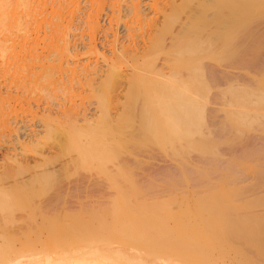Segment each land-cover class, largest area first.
I'll list each match as a JSON object with an SVG mask.
<instances>
[{"label":"rangeland","instance_id":"obj_1","mask_svg":"<svg viewBox=\"0 0 264 264\" xmlns=\"http://www.w3.org/2000/svg\"><path fill=\"white\" fill-rule=\"evenodd\" d=\"M32 1L25 0L26 4L24 3V1L19 0L0 1V47L2 46L4 49L6 48L5 50H8L5 51V53L0 52V205L3 206V209L0 208V230H2L0 231V244H2L4 248L1 245L0 247H2V249H5V247L7 248L8 245L10 246L11 242L12 246L14 243V241H12L14 239L13 235H15V238H17L18 240L19 237H17V234L20 230L19 227H25L26 223L27 225L30 224L29 226H31L32 224H35L33 221L36 220V223L41 224L43 219L42 212L40 211H43L44 208H47V206H50V204L51 207L55 208L56 213L52 215H57V217H59V223L61 222L62 225L71 223L72 221H70V218L71 220L75 221V229L72 228L74 230V236L70 239L71 243L67 247L72 248L73 250L82 247L84 251H87L89 250V245L91 243L97 244L100 243L101 238L105 239V234L107 236V231L111 226H113L111 210L115 206L114 201L117 200L116 198L119 197V194L122 192V190H124L125 192L130 191L133 197L137 195L138 199L135 198L134 201L136 200L138 202L142 201L146 203L147 200V205L149 206V202L151 200H154L156 202L160 198V201L165 200L163 201V203H167L168 201L169 205L164 203L165 205L169 206H167L169 211L166 209V212H170V215L173 213L179 215L180 211L177 209L179 208V204H182L180 203V199H184V192L187 193L189 190H194L195 188L196 190L208 188L213 192H217L221 188H224L227 194L223 195L221 193H213L211 194V196H209V198H215L214 200L216 202V205L218 200H222V203L218 204L222 206L221 209L223 211V214L225 213V217L229 218L228 216H230L232 218L236 217L241 219V217L244 218L247 215H255L262 218V223L255 224L253 222L252 224L249 222H245L244 224H241L238 222L237 224L231 222L232 225L229 223L227 224L228 227H226L228 233V237H226V240L225 237H221V239L217 241L224 242L225 240V244H228V246L231 245L230 248L232 249L236 245L238 248L240 246V248L244 250L249 257H251L250 260L253 259V262L255 261L254 264H264V120L262 121V123L258 122V125H256L257 123L255 122L253 124H249L248 126L247 124H243V126L240 125L241 122L238 123L239 120L237 117L239 116L240 112L242 113V111L243 114L245 113L244 111H246L253 114L254 116L256 115V113L259 114V112H262L261 114H264V104H262L261 102L257 104V99H253V95H251L253 94V92H255V97L258 98V96H260V93L264 91V0H232L233 2H231L230 0H221V2L220 0L218 2L217 0L216 2L215 0H209V2H207L206 0V5H202L200 4V2L192 1V3L188 1L186 3H192L191 5L193 6V8L190 7L191 10L197 8L195 6L197 3L200 4V6L204 7V12H202L201 14L197 15V13H199L203 8L199 7L198 4L197 6L198 9L200 8V10L198 11V9H196L195 12L194 9L192 11L196 13L194 14L197 15L196 17L202 15L201 18L199 17L198 19H196V17L194 16V18L198 20V22L196 20L194 21L195 23L193 22V24H195L196 30L194 29L195 27L192 24V20H194L192 17L193 13L188 8L190 6V3L189 6L187 5L188 9L184 8L186 6V3L183 4L184 10L179 12V15L184 16V18L181 16L178 17V15L177 18H175L176 15H172V17H167L166 15L165 20V17H163L165 16V14L164 12H162V10H159L161 12H154V7L150 5L151 0H143L142 2L140 0V2L143 3L141 4V7L143 8L144 6L145 9L147 8L144 13H147L148 17L147 20H142L144 22H142L141 20L138 21L137 19H133L135 25L134 23H132V20H130L131 24H128V27H132L129 29L131 32L129 35H132L133 31V37L131 36V38L128 35L129 32L125 30V27L127 26V24L125 23L126 20H116L114 19L116 17H114L110 13L112 12V4H116V6L114 7H117L121 4L125 5L128 4L125 3L126 0L123 3L121 2V4H118L115 0H113L114 3L111 4L110 1L112 2V0H81L80 2L81 4H83L79 13L80 15L78 14V16L76 14L73 15V17L71 15L73 14L71 13L72 10H69V8H71L70 5H67L69 7H66V10H64L66 12L70 11V16L68 15V12L67 14L63 10H60L62 9V7L59 0L58 1L60 4L56 0H48L49 2L47 0ZM163 2L165 3L167 1L163 0ZM194 3L195 5H193ZM179 4L182 3L180 2ZM224 4L227 5L225 6ZM209 6H212L213 9ZM99 8L101 9L99 10ZM166 8H170L168 10L169 12L174 7L171 5V3H168V7L166 6ZM58 10L60 11L58 12ZM188 10L189 12H191L190 15H188ZM61 11H63L64 14ZM184 11L186 12L187 16L182 15ZM97 12L99 16L96 15ZM60 13H62L63 16H66L63 17ZM158 13L161 14L159 15ZM91 15H93L95 18ZM189 16L190 18L192 17L191 20H188ZM173 17L176 19V21H178H174L172 19ZM185 17H187L188 19ZM180 18L181 21L179 20ZM96 19L100 20L97 21L98 23H100L99 25H101V27L92 29V21H96ZM167 19L172 20V23L175 24L172 25L171 23V26L169 22L166 23L168 21ZM184 19H186L187 21H184ZM182 21H184L185 23H182ZM188 21L191 24L188 25L190 26L189 29L186 23ZM150 22L154 23V25H157L158 27L160 26L159 28L163 29V31L165 30V33H162V35L156 34L157 38L155 37L156 39H158V42L156 41L157 44H154L155 47L158 46L159 49H156L157 51L155 50L156 53L151 50V52L148 53V56H146L145 54L147 59H145L146 57L144 58V55V59L139 57L140 60L138 61L140 63L131 60L128 61L127 64L125 63L126 65H123V61L122 64L120 62L122 68H119L121 71H118L119 73L116 74H120L118 78L115 75L114 78L117 79H115L114 82H111L113 80H111L110 78L106 81L104 77L107 75V70H110L108 69L110 66L107 65V63L109 64V60L115 58L118 55L119 47L121 48V46L126 43L127 45L125 44V46L132 47L136 45L132 48H137V44H139L138 47L140 49L141 45L147 44L146 41H148V38H154L153 36L155 34H151V31L154 28L153 26H149L151 25ZM196 22L198 25H196ZM88 23L92 25L90 26ZM123 23H125L126 26ZM162 24H164L165 26ZM179 24L181 27L182 24L185 28L187 27L186 29L189 32H187L186 29L182 27L186 32L183 31L181 33L180 31V33L178 34L179 31L177 32V29L179 27ZM173 26L174 28L175 26H177L175 28V31L177 32V35H179V37H176L177 35L173 30ZM216 26H220L221 29L219 28V30L221 31L217 32ZM165 27L167 28V30ZM169 27L170 29H172L169 30ZM200 27L203 30H201ZM204 27L207 30L204 29ZM214 27H216V29L212 30ZM144 28H146V30H144ZM59 31H61V33L67 32L68 38H71L69 40L71 42V47L75 46V50H79L78 59L76 58L78 61L74 62V60H70L69 64L67 62L61 63L60 61H58L59 59L57 58H59V55L56 54L57 52H55L53 49L56 47L54 46L56 44H54L55 39L53 37H57V34L60 33ZM91 35L93 38L91 37ZM127 35L129 39H126L128 38ZM173 35H175L176 38H174ZM159 37H162L164 40L162 38L159 40ZM184 39L185 41L183 43L185 44L180 45V47L186 45V43H189V41H191L192 43L187 44L189 48H186L188 46H183L184 49H189V52L185 49L184 51L187 52L185 53L183 51V53L182 47V54L180 52H178V54V41L180 42ZM119 40L123 41L120 42ZM116 41L117 43H115ZM129 41H132V45ZM151 41L152 40L148 41L147 45H149V42L151 44ZM169 41H176L174 42L175 45L172 42L173 44L171 46H174L170 47L169 49H175L176 52L174 54L175 56L173 55V58H175L172 59L173 63L170 61L167 62L169 54L167 53L168 50L166 49V47L170 46ZM158 43H160V46ZM116 44H118V46H116ZM166 44L168 45L166 46ZM92 45L94 46L93 50H91ZM95 45L101 46L96 49ZM198 45L200 46V48L198 47ZM114 46H116V49H114ZM145 46L146 45H144V47ZM142 47L143 46H141V49ZM195 47L197 49L196 51H198L197 53L195 51ZM51 48L53 49L52 51ZM112 50H117V55L113 53ZM97 51L101 52L99 54H96ZM104 55H106V59L103 58ZM103 60L106 62H104ZM54 61L56 63V66L54 65L55 63H53ZM50 63H52L51 67ZM80 63L83 66L87 64L90 67H93L94 69L91 68V70L93 71H96V66H98L97 69L100 72L98 70L97 71L102 74V77L94 75L92 73L95 72H92L91 74L93 76V80L90 78V81H88V79L86 81L85 79H83L85 74L81 75V73H78L79 76L75 77V81V78H72L73 74L71 73H75V71L79 70L80 66L78 65H80ZM164 63L167 65L168 63L171 64L165 66ZM214 65L215 69L221 68L219 72L222 70L220 72V76L218 74L219 79L217 77H210L211 75H209V73L206 74L204 72L205 70L206 72H208ZM74 66L78 69L76 68L74 70ZM83 66H81L80 70H82ZM191 66L194 67L192 70L194 74L198 73L199 71V74L197 75L200 76L201 73L202 76L205 77V79L200 76L199 78H201L202 80H198V78H196L197 80H187L186 82L183 81L174 84L175 81H172V79H168L165 76L163 77V75L166 74L167 76L172 75L174 71V75L176 73L180 74L177 75L179 76V78L182 75L184 76L185 74L186 77L188 72H190ZM198 66L202 68H199L198 70ZM46 68H48L49 71H46ZM200 69L203 70V72ZM161 71L163 75L161 74ZM120 72H122L123 75ZM136 72L139 74V77H137ZM227 73L229 74V76ZM230 73L232 74L230 75ZM140 74H142V76H140ZM222 74L223 78H221ZM224 74L226 76H224ZM77 77H81V81L80 78L78 79ZM95 77L96 79L94 80ZM174 77L176 78V75ZM208 77L212 79H209ZM228 77L231 79H229ZM100 79L103 80V82ZM180 86H184L186 88H181ZM180 88L184 90L186 89L185 92H179L181 90ZM177 89L178 93L175 92ZM186 91L189 92V95H187ZM246 91L249 93L252 92L250 93L251 97H249V94V96L246 95ZM174 93L177 97L174 96ZM181 93H183V95ZM240 93H243L244 96H248L249 98L247 97L248 99H246L245 97V99H243L242 95H238ZM177 94L184 96L185 100L187 98V102L194 101L191 103H194L199 107L203 106L201 109L204 110V121L202 120L201 123V132L200 130L198 132L195 128L198 134L193 133V138L188 135V137L190 136V139L184 138L187 137L185 130L183 131L185 135L182 133L184 137L182 134H180L183 125L182 127H180L181 125H176L177 123L173 122V119L171 117L172 115H169L170 113H172L170 110L172 108V102L173 105H175L174 103H177L178 101ZM190 94L194 96V99H190L193 98V96L190 97ZM170 97L174 99H171ZM175 97L177 98L176 101H174ZM165 103H167L168 105ZM248 104L250 105L248 106ZM162 106H165L167 108ZM256 106L257 108H255ZM70 109L72 111L71 116L74 112V114H77V116H75V118L74 116L73 118L70 117L69 120L68 117L70 116V111H67L65 113V110ZM3 117L8 119L7 124L9 125V127L3 124L4 122H2V120L5 119ZM76 117L80 119L77 118L76 121ZM169 120H172V122H170ZM108 127H110L111 130ZM172 127H174V129H172ZM176 127L180 130H177ZM171 129L173 130V134L176 133L179 137H177L176 135H174L175 137H173V135L171 134ZM183 129H185V126ZM21 134L22 138L19 137L21 136ZM168 134H171L172 136ZM17 136L20 140H18ZM24 137H26V139ZM166 137H168L169 139ZM176 137L178 140L175 139ZM180 137H183L185 140L182 138L179 139ZM244 138L246 139V141ZM193 139L197 140L198 142L194 141ZM206 139L209 143L205 141ZM193 142L198 143H196L197 146L194 145V147H197L196 149L190 148L188 146H193ZM212 145L214 146L212 147ZM200 146L203 148L205 147L206 149H210V147L213 149L215 147V149H217L216 151L219 152L218 154H216L217 152H214L215 155L213 154L212 156L211 152H206L205 148L204 150L206 153L203 151V148V152H201V148H199ZM208 146L209 148H207ZM231 147L232 149H230ZM184 148L185 151H183ZM186 148L188 150H186ZM177 149L180 150V154L184 153V156L187 155L190 158V156L192 155L190 161L188 157L179 155V152L177 153ZM231 152L234 153L232 154ZM14 156H16L17 158L19 157L18 159H20V161L22 162V170L20 168V170L16 168L14 163L12 164L10 159ZM193 156L194 158L196 157L199 159L202 158V156V159H205L207 157L208 160L201 159L203 162H199L200 160L193 159ZM216 158L219 159V161L221 158V163L219 162L218 164ZM168 160H170L171 163ZM192 160H195L193 161L194 163H192ZM166 163L167 165H172L165 166ZM154 164H157V167ZM161 164L162 166H160ZM195 164L201 166V168H199L202 169L200 174H207L205 176L210 175V177H207V179H205V176H202L204 177L202 181L205 180L204 182H206V184L204 182L198 183L199 181L196 180L199 179H193L194 177H191L196 175H199V177L201 176L200 174L191 175L192 171L190 167L191 165L196 166ZM206 164H209L210 166H207ZM159 166L162 168H160ZM149 167H151V170L148 169ZM186 167H188L189 169H186ZM166 168H168L167 170L170 169V172L168 174H166L165 172ZM157 169L161 170L158 171ZM214 169L216 172L214 171ZM175 170L176 172H174ZM170 173L174 174L171 175ZM169 174L170 176L167 177V175ZM211 174L214 175L211 176ZM159 175L160 179H158ZM151 177L153 178V180ZM193 180H195L194 183L196 185L191 182ZM207 180H209V182ZM153 181L156 183L158 182V184L154 183ZM165 181L169 182L165 183ZM197 183L200 186H198ZM251 184H253V186ZM116 185L118 186V188ZM124 185L126 187H124ZM75 186H77L78 188ZM127 187L129 191H127ZM120 188L122 189L120 190ZM5 192H7V199L4 195ZM143 193L145 195H143ZM215 194L218 198H216ZM231 195H239V197L235 196L233 198L231 197ZM140 196L141 199H139ZM142 196H146L147 198L145 197L142 199ZM178 196L179 198L181 197L179 199L180 201H178ZM130 197L133 199L132 196ZM201 197L204 198V196ZM1 198L4 200H2ZM114 198L115 200H113ZM231 198H233L234 200ZM174 199H176V201H174ZM3 201L6 202L2 205ZM229 201L238 203L236 204L238 209L236 208V206L230 203L232 205V211ZM6 203H9V206ZM144 203L143 205H145ZM154 204L156 205V203ZM151 205L152 206H148L146 208H148L150 211H153L151 210L154 208L153 201L151 202ZM42 208L43 210H41ZM234 211L235 214L231 215V213H233ZM69 212L72 213V217L70 216ZM177 212H179V214H177ZM240 213L244 216H241ZM30 215L32 216V218ZM53 217L54 216L50 218L55 220L56 217ZM20 218L22 220L24 219L25 222ZM10 219L12 221L14 220V222H12ZM57 219L55 222H57ZM15 220H19V222H15ZM16 223L17 225H15ZM20 224L24 225L20 226ZM14 226L17 227L14 228ZM12 228H14V230L18 228V231H15L17 232L16 234L15 232H13L14 234H10L13 231ZM9 229H11L12 231H9ZM181 230H183V227ZM1 232L4 236H2ZM20 232L21 230L19 231V234ZM25 232H27V230ZM252 232L255 234H253ZM7 235L9 236L7 237ZM11 235L12 237H10ZM56 235H58V233L54 232V239H51L52 241H50L52 244L58 242V238L55 237ZM247 235L249 236L247 237ZM257 239L259 240V242L257 241ZM14 240L16 241V239ZM253 240H255L256 244L259 246L258 251L255 249L253 250V247L251 248L249 245V242ZM108 250L109 252L124 251V249L116 241ZM227 256L229 257V255ZM228 257L225 259V261H229ZM223 260L224 259H222V261Z\"/></svg>","mask_w":264,"mask_h":264},{"label":"bare ground","instance_id":"obj_2","mask_svg":"<svg viewBox=\"0 0 264 264\" xmlns=\"http://www.w3.org/2000/svg\"><path fill=\"white\" fill-rule=\"evenodd\" d=\"M0 1H3V0H0ZM19 1H24V3L26 4V2H25V0H19ZM28 1V0H27ZM30 1V0H29ZM32 1V0H31ZM37 1V0H36ZM42 1V0H41ZM40 1V2H41ZM48 1V0H47ZM56 1H58V0H56ZM60 2H61V7H62V9H60V10H66V7L68 8L69 6H67V5H70L71 6V8H69V10L71 9L72 10V12L71 13H73V14H71V13H69L68 11V13L66 12V11H64V12H66L69 16H70V14L72 15V17H73V15H78L79 13H80V10H81V6H82V4H81V0H59ZM59 1H58V3H59ZM82 1H84V0H82ZM118 4L120 3L121 4V2L123 3L125 0H115ZM126 1H128V2H126ZM125 1V3H128V4H125V5H123V4H121V5H123V6H121V5H118L117 7H114V6H116V4L113 2V0H112V2L110 1V4L111 3H114V4H112L113 6H111L110 8H111V11L112 12H110L114 17H116V18H114V19H116V20H119V21H125V23L127 24V26H126V24L125 23H123V24H125V30L127 31V32H129L128 33V35L131 33L130 32V28H132V27H128V24H131L130 23V20H132V23H134L133 22V19H137L138 21H142V20H147V17H148V15H147V13H144V11L147 9H145V7L143 6V8L141 7V4H143V3H141L143 0H141V2H140V0H126ZM165 1H167V2H163V0H151V6L152 7H154V9H155V11L154 12H156V11H159V10H162V12H164V14H165V16H163V17H165L164 19L166 20V15H167V17H172V15L174 16V15H176V17L175 18H177V15H178V17L179 16H181V15H179V12H181L182 10H184V8H187L188 6H189V3L190 2H200V4H204V5H206L207 4V2H209V0H207V2H206V0H201L202 1V3H201V1L199 0H196V1H194V0H181V1H177V0H165ZM185 1V2H184ZM188 1H190L189 3H186V2H188ZM219 0H217V2H218ZM231 2H233L232 0H230ZM235 1H237V0H235ZM33 2V1H32ZM39 2V1H38ZM49 2V1H48ZM102 2V1H101ZM109 2V1H108ZM182 3V4H179V3ZM192 2V3H193ZM205 2V3H204ZM213 2V1H212ZM215 2H216V0H215ZM220 2H221V0H220ZM224 2V1H223ZM147 3V2H146ZM168 3L170 4L171 3V5L174 7V8H172L169 12H168V10L170 9H167L166 8V6L168 7ZM186 3V4H185ZM192 3H190V6L188 7L189 9H190V7H192L193 8V6L191 5ZM228 3V2H227ZM239 3V2H238ZM24 4V5H25ZM55 4V3H54ZM60 4V3H59ZM183 4H185L186 6L184 7V5ZM198 4V3H197ZM197 4L195 5V3L193 4V5H195L197 8L196 9H198V6H197ZM200 4H198L199 5V7H203V6H200ZM216 4H218V3H216ZM237 4V3H236ZM240 4V3H239ZM252 4H254V3H252ZM94 5V4H93ZM176 5V6H175ZM188 5V6H187ZM214 5H215V3H214ZM225 6L227 5V4H224ZM230 5V4H229ZM238 5V4H237ZM219 6V5H218ZM218 6H216V7H218ZM224 6V7H225ZM232 6V5H231ZM60 7V8H61ZM101 7V6H100ZM118 7H119V9H118ZM169 7H170V5H169ZM184 7V8H183ZM209 7H211L212 9H213V7L212 6H209ZM208 7V8H209ZM222 7V6H221ZM236 7V6H235ZM234 7V8H235ZM241 7V6H240ZM242 7H243V4H242ZM102 8V7H101ZM101 8H99V10L101 9ZM187 8V9H188ZM207 8V9H208ZM210 8V9H211ZM59 9V8H58ZM153 9V8H152ZM167 9V10H166ZM187 9H186V12H187ZM195 9V8H194ZM193 9V10H194ZM196 9L194 10L195 12H196ZM232 9V8H231ZM238 9V8H237ZM236 9V10H237ZM241 9V8H240ZM243 9V8H242ZM53 10V9H52ZM60 10H58V12L60 11ZM97 10H98V8H97ZM193 10H191L190 9V11L192 12ZM200 10V8L198 9V11ZM203 10V11H202ZM54 11V10H53ZM63 11H61L63 14H64V12ZM208 11V10H207ZM38 12V11H37ZM82 12V11H81ZM159 12H161V11H159ZM177 14H176V13ZM185 12V11H184ZM184 12H183V14L182 15H185V16H187V14H186V12H185V14H184ZM188 12H189V10H188ZM191 12H189L188 13V15H190V13ZM202 12H204V7L201 9V11L199 12V13H197V15L198 14H201ZM40 13H42V12H40ZM62 13H60L61 14V16H63L62 15ZM65 13V14H66ZM175 13V14H174ZM193 13V15H192V17H193V19L194 20H192V24H193V22L196 20V19H198L199 17L201 18V16H199V17H196L197 15H194V14H196V13H194V12H192ZM159 14V13H158ZM161 14V13H160ZM159 14V15H160ZM170 14H171V16H170ZM208 14V13H207ZM46 15V14H45ZM59 15V14H58ZM80 15V14H79ZM78 15V16H79ZM94 15V14H93ZM93 15H91L92 17H94ZM96 15H98V12H97V14ZM108 15V14H107ZM54 16H55V14H54ZM60 16V17H61ZM64 16H66V15H64ZM63 16V17H64ZM99 16V15H98ZM194 16L196 17V19L194 18ZM77 17V16H76ZM157 17H158V15H157ZM181 17H183L184 18V16H181ZM192 17L190 18V16H189V19L187 18V17H185V18H187L188 20H191L192 19ZM208 17V16H207ZM95 18V17H94ZM98 18V17H97ZM113 18V17H112ZM174 17L172 18L174 21H176V19H175ZM70 19H71V17H70ZM90 19H91V17H90ZM89 19V20H90ZM162 19V18H161ZM171 19V18H170ZM170 19H167L168 21L166 22V23H170V25H171V23H172V20H170ZM204 19V18H203ZM206 19V18H205ZM88 20V21H89ZM93 20H95V19H93ZM98 19H96V21H92V22H90V23H92L90 26H91V28L92 29H94V28H100L101 27V25H99L100 23H98V21H100V20H98ZM144 20V21H145ZM164 20V21H165ZM180 21H181V18L179 19ZM87 21V22H88ZM91 21V20H90ZM144 21H142V22H144ZM178 21V20H177ZM176 21V22H177ZM184 21H187L186 19H184ZM184 21H182V23L184 22ZM197 22H198V20H196ZM189 22V21H188ZM188 22H186L187 23V26L188 25H191L190 24V22L188 23ZM197 22H196V25H198L197 24ZM203 22V21H202ZM205 22V21H204ZM66 23V22H65ZM121 23V22H120ZM146 23V22H145ZM145 23H144V25H145ZM181 23V22H180ZM185 23V22H184ZM195 23V22H194ZM63 24V23H62ZM150 24L151 25H149V26H153V28L154 29H152V31H151V34L153 35V34H161L162 35V33H165L164 31H163V29H160L157 25H154V23H152V22H150ZM165 24V23H164ZM164 24H162V25H164ZM173 24H175V23H172V25ZM59 25V24H58ZM57 25V26H58ZM134 25H135V23H134ZM133 25V26H134ZM168 25V24H167ZM171 25V26H172ZM186 25V24H185ZM194 25V27H195V24H193ZM200 25V24H199ZM202 25H203V23H202ZM219 25V24H218ZM68 26V25H67ZM130 26V25H129ZM132 26V25H131ZM148 26V27H149ZM165 26V25H164ZM164 26H162V27H164ZM170 26V27H171ZM205 26V25H204ZM64 27H66V26H64ZM145 27H146V25H145ZM170 27H169V30H171L170 29ZM177 26H175V28H176ZM179 27H181L180 26V24H179ZM178 27V29H177V32H178V34L180 33V31H181V33L183 32V31H185L184 29H186L184 26H183V24H182V27H184V29L181 27V28H179ZM206 27V26H205ZM204 27V29H206ZM217 27V32L218 31H221V30H219V28H220V26H216ZM216 27H214L212 30H214V29H216ZM68 28V27H67ZM123 28H124V25H123ZM143 28V27H142ZM166 28V27H165ZM164 28V29H165ZM173 28H174V26H173ZM175 28L173 29L174 31H175ZM190 28V26H188V29ZM191 28H192V26H191ZM201 28V27H200ZM227 28H229V27H227ZM65 29V28H64ZM195 30H196V27L194 28ZM221 29V28H220ZM95 30H97V29H95ZM132 30V29H131ZM144 30H146V28H144ZM149 30V29H148ZM166 30H167V28H166ZM192 30V29H191ZM201 30H203L202 28H201ZM207 30V29H206ZM232 30H234V29H232ZM186 31L187 32H189L187 29H186ZM185 31V32H186ZM60 33H58L57 34V37L55 38V37H53L55 40H54V44H56V45H54V46H56L55 48H53L54 49V51L55 52H57L56 54H58L59 56V58H57V59H59L58 61H60L61 63H64V62H67L68 64H69V61L70 60H74V62L75 61H78L77 59H78V51L79 50H75L76 49V47L74 46V45H72V46H74V47H71V42L69 41L70 39L68 38V36H67V32L65 33V32H63V33H61V31H59ZM93 32V31H92ZM96 32V31H95ZM124 32V31H123ZM159 32V33H158ZM176 32V31H175ZM177 32H176V35H177ZM198 32H200V31H198ZM93 34V33H92ZM120 34V33H119ZM135 34V33H134ZM150 34V35H151ZM167 34V33H166ZM174 34V33H173ZM185 34V33H184ZM55 35V34H54ZM128 35H127V37H128ZM151 35V36H152ZM153 36L154 38L156 37L157 38V35L156 36ZM165 35V34H164ZM187 35V34H186ZM185 35V36H186ZM189 35H190V33H189ZM131 36L133 37V31H132V35H129V37L131 38ZM192 36V35H191ZM190 36V37H191ZM91 37H92V35H91ZM126 37V36H125ZM124 37V38H125ZM129 37L128 38H126V39H129ZM164 37V36H163ZM173 37L174 38H176V37H179V35H177L176 37H175V35H173ZM50 38V37H49ZM93 38V37H92ZM151 38V37H150ZM150 38H148V41H150V40H152L151 41V44H150V42H149V45H147L148 44V41H146L147 42V44H144V45H146L145 47H144V45H141V46H143L142 47V49H141V46H140V49H139V47H138V45L139 44H137V48H132V47H135L136 45H134V46H132V47H128V46H125V44L126 43H122L123 45L121 46V48L119 47V53H118V55H117V53H116V51L114 52L113 50H112V52L113 53H115L117 56L115 57V58H112L111 60H109L110 59V57H109V59H107V60H109V64L107 63V65H109L110 67L108 68V69H110L109 71L107 70V72H106V76L104 77L105 79H106V81H107V79L109 80V78L111 79V80H113V81H111V82H114V80L115 79H117L118 78V76L120 75H116L117 73H119L118 71H121L120 69L122 68V61H123V65L126 63L127 64V62L128 61H131V60H133V61H137V62H139L138 60H140L139 59V57H141V58H143V55H144V58L146 57V56H148V53H150L151 52V50L153 51V52H155V50L156 49H159L158 48V46L157 47H155V44L154 43H156L157 44V42H158V39H154V38H152V39H150ZM162 37H159V40L161 39ZM185 38H187V37H185ZM126 39H124V40H126ZM138 39V38H137ZM150 39V40H149ZM163 39V38H162ZM178 39V38H177ZM180 39V38H179ZM182 39V38H181ZM132 40V39H131ZM133 40H134V38H133ZM164 40V39H163ZM172 40V39H171ZM187 40V39H186ZM201 40H203V39H201ZM120 41V40H119ZM118 41V42H119ZM121 41H123V40H121ZM120 41V42H121ZM144 41V40H143ZM157 41V42H156ZM177 41V40H176ZM176 41H174V42H176ZM185 41V39L184 40H181L180 42H182V43H180L179 41H178V47L180 48H178L177 49V53L178 52H180L181 53V50H182V47L184 46H188L187 44H189V43H192L191 41H189V43H186V45H183L182 47H180V45H182V44H185V43H183ZM205 41V40H204ZM120 42H119V44H120ZM130 42V41H129ZM132 42V41H131ZM131 42H130V44H131ZM164 42V41H163ZM170 42V46H168V47H166V49L168 50V54H169V58L167 59V62H172L173 63V60L172 59H175V58H173L175 55V49L174 50H169L170 49V47H173L174 45H175V43H174V45L173 46H171L173 43L171 42V41H169ZM196 42H199V41H196ZM195 42V43H196ZM52 43V42H51ZM115 43H117V41L115 42ZM161 43V42H160ZM160 43H158L159 44V46H160ZM165 43V42H164ZM21 44V43H20ZM96 44V43H95ZM168 44H166V46L168 45ZM197 44V43H196ZM89 45H91V44H89ZM88 45V46H89ZM94 45V44H93ZM91 46V50H93V47L94 46ZM121 45V44H120ZM119 45V46H120ZM127 45V44H126ZM132 45V44H131ZM165 45V44H164ZM201 45V44H200ZM87 46V47H88ZM101 46V45H100ZM100 46H96L95 45V47H96V49H98V47H100ZM112 46V45H111ZM116 46H118V44H116ZM116 46H114V49H116ZM130 46V45H129ZM192 46V45H191ZM197 46V45H196ZM51 47H52V45H51ZM85 47V46H84ZM104 47V46H103ZM176 47H177V45H176ZM184 47H183V50H182V52L186 49V48H189V46L188 47H186L185 49H184ZM198 47L200 48V46L198 45ZM197 47V48H198ZM3 47L1 46L0 47V52H4L5 53V51H8V50H5L4 48L2 49ZM22 48V47H21ZM90 48V47H89ZM163 48V47H162ZM193 48V47H192ZM8 49V48H7ZM52 48H51V51L53 50ZM95 49V48H94ZM113 49V48H112ZM165 49V48H164ZM172 49V48H171ZM22 50V49H21ZM27 50V49H26ZM100 50V49H99ZM163 50V49H162ZM187 50V49H186ZM197 49H196V47H195V51H196ZM76 51V52H75ZM157 51V50H156ZM159 51H161V50H159ZM164 51V50H163ZM166 51V50H165ZM188 52H189V49L187 50ZM187 51H184L185 53L187 52ZM205 51V50H204ZM89 52V51H88ZM90 52H93V51H90ZM101 52V51H100ZM100 52H98L97 51V53L96 54H99ZM118 52V51H117ZM174 52V53H173ZM183 52V53H184ZM192 52H193V50H192ZM191 52V53H192ZM198 51H196V53H197ZM13 53V52H12ZM51 53V52H50ZM53 53V52H52ZM156 53V52H155ZM145 54H146V56H145ZM153 54V53H152ZM158 54V53H157ZM179 54V53H178ZM182 54V53H181ZM193 54H194V52H193ZM6 55H7V53H6ZM49 55V54H48ZM87 55V54H86ZM91 55V54H90ZM102 55V54H101ZM167 55V54H166ZM174 55V56H173ZM190 55V54H189ZM0 56H1V54H0ZM3 56V55H2ZM52 56H54V55H52ZM51 56V57H52ZM89 56V55H88ZM93 56V55H92ZM113 56V55H112ZM115 56V55H114ZM149 56H152V55H149ZM176 56H177V54H176ZM96 57V56H95ZM103 57V56H102ZM106 57V55H104V59H106L105 58ZM168 57V56H167ZM167 57H165V58H167ZM187 57V56H186ZM197 57V56H196ZM14 58V57H13ZM50 58V57H49ZM77 58V59H76ZM116 58H117V60H116ZM143 58V59H144ZM178 58V57H177ZM47 59V58H46ZM53 59V58H52ZM76 59V60H75ZM114 59V60H113ZM145 59H147V57L145 58ZM149 59V58H148ZM179 59V58H178ZM96 60V59H95ZM100 60V59H99ZM164 60V59H163ZM49 61V60H48ZM104 61V60H103ZM126 61V62H125ZM50 62V61H49ZM48 62V63H49ZM52 62V61H51ZM104 62H106V61H104ZM108 62V61H107ZM120 62H121V64H120ZM53 63H55V61L53 62ZM140 63V62H139ZM47 64V63H46ZM105 64V63H104ZM125 64V65H126ZM152 64V63H151ZM165 64V63H164ZM171 64V63H170ZM169 63H168V65H170ZM193 64V63H192ZM51 65H52V63H50V67H51ZM55 66H56V63L54 64ZM57 65H58V63H57ZM59 65H60V63H59ZM71 65V64H70ZM98 65V64H97ZM132 65V64H131ZM137 65V64H136ZM167 64H165V66H166ZM167 65V66H168ZM190 65V64H189ZM43 66H44V64H43ZM42 66V67H43ZM46 66V65H45ZM75 66H76V64H75ZM73 67L74 68V70L77 68V67ZM78 66H80V68H81V66H83V65H81V63H80V65H78ZM121 66V67H120ZM164 66V67H165ZM194 66V65H193ZM193 66H191L190 68H187V69H190V72H188V74H187V76L185 77V73H183V74H185L184 76L182 75L181 77H183V78H179V76H177V75H180L179 73H176L175 75H176V78L174 77L175 75H174V73H175V71H174V73H172V75H169V73H168V75L169 76H167V74L166 75H163V73H162V71H161V74L163 75V77L165 76V77H167L168 79H172V81H175V83L174 84H176L177 82H183V81H187V80H189V81H192V80H195L196 78H198V80L199 79H201V78H199L200 76L202 77V78H204L205 79V77L204 76H202V74L200 73V76L199 75H197V74H199V71H198V73H195L194 74V72H192V70H193ZM95 67V66H94ZM97 67L98 66H96V71H93V70H91V68H93V67H90L89 65H84L83 66V68H82V70H80V68H79V70H77V71H75V73L73 72V73H71V74H73L72 75V78L74 77H76V76H79L78 75V73H81V75L82 74H85V76L83 77V79H85L86 81H87V79H88V81H90L89 79L91 78L92 80H93V76H92V74H94V75H98V76H100V77H102V74L101 73H99L100 71L97 69ZM155 67V66H154ZM197 67V66H196ZM215 67V65L212 67V69H210L208 72H206V70L204 71L206 74H208L209 73V75H211L210 77H217L218 78V74H219V76H220V72L222 71H220L219 72V70L221 69H215L214 68ZM217 67V66H216ZM55 68V67H54ZM120 68V69H119ZM156 68V67H155ZM170 68V67H169ZM199 68H202V67H200V66H198V70H199ZM205 68V67H204ZM8 69V68H7ZM70 69V68H69ZM78 69V68H77ZM94 69V68H93ZM140 69V68H139ZM159 69H161V68H159ZM165 69V68H164ZM214 69V70H213ZM48 70V68H46V71ZM73 70V69H72ZM71 70V71H72ZM99 72H98V71ZM196 70H197V68H196ZM201 70V69H200ZM228 70V69H227ZM49 71V70H48ZM136 71V70H135ZM202 72H203V70H201ZM213 71V72H212ZM92 72H95V73H92ZM170 72V71H169ZM196 72V71H195ZM211 72H212V74H211ZM230 72V71H229ZM228 72V73H229ZM233 72V71H232ZM49 73V72H48ZM92 73V74H91ZM121 74H122V72H120ZM137 73V72H136ZM156 73H157V71H156ZM190 73V74H189ZM227 73V74H228ZM70 74V75H71ZM76 74V75H75ZM171 74V73H170ZM232 73H230V75H231ZM49 75V74H48ZM116 75V77L117 78H114V76ZM123 75V74H122ZM136 75V74H135ZM139 74L137 73V77H139L138 76ZM174 75V76H173ZM92 76V77H91ZM97 76V77H98ZM104 76V75H103ZM125 76V75H124ZM140 76H142V74H140ZM206 76V75H205ZM223 76V74L221 75V78H223L222 77ZM224 76H226L225 74H224ZM228 76H229V74H228ZM99 77V78H100ZM184 77H185V79H184ZM72 78H71V80H72ZM78 78V77H77ZM80 78V81H81V77H79ZM78 78V79H79ZM98 78V79H99ZM113 78V79H112ZM209 78V77H208ZM226 78V77H225ZM229 78V77H228ZM77 79V80H78ZM82 79V80H83ZM96 79V77L94 78V80ZM209 79H212V78H209ZM219 79V78H218ZM229 79H231V78H229ZM84 80V81H85ZM101 80V79H100ZM197 80V79H196ZM202 80V79H201ZM74 81V80H73ZM75 81H76V78H75ZM102 82H103V80H101ZM106 81H105V84H106ZM188 81V82H189ZM102 82H100V83H102ZM187 82V83H188ZM109 83V82H108ZM116 83V82H115ZM171 83H173V82H171ZM113 84V83H112ZM111 85V84H110ZM180 85V84H179ZM105 87V86H104ZM109 87V86H108ZM111 87V86H110ZM181 87V86H180ZM184 87V86H183ZM183 87H181V88H183ZM177 88V87H176ZM180 88V89H181ZM184 88H186V87H184ZM179 89V90H180ZM235 89V88H234ZM186 90V89H185ZM185 90L184 89H181L179 92H185ZM170 91H171V89H170ZM178 91V89L175 91V92H177ZM188 91V90H187ZM186 91V92H187ZM183 92V93H184ZM190 92H192V91H190ZM178 93V92H177ZM183 93H181L182 95H183ZM189 92H187V95H189L188 94ZM236 93V92H235ZM238 93V92H237ZM246 93V95H250V93H252V92H245ZM255 92H253V94H251V95H253L252 96V98L253 99H257L256 100V102H257V104H259V102H261L262 104H264V91H262V93H260V96H258V98L257 97H255V94H254ZM171 94V93H170ZM259 94V93H258ZM178 95V101H179V103H178V101H177V103L175 102L174 104L175 105H173V102H172V108L170 109L171 110V112L172 113H170V110H169V115H172L171 117H172V119H173V122H176L177 124L176 125H181L180 127H182V125H183V128H184V126H185V129H181V131H180V134H184L185 135V133L183 132L184 130L186 131V136L188 137V135H190L192 138H193V136H192V134L193 133H197V131L199 132V130L202 128V125H201V123H202V120H203V109H201L203 106H201V107H199V106H197V105H195L194 103L192 104L191 102H194V101H190V102H187V98H186V100L184 99V96H182V95H180V94H177ZM187 95H186V97H187ZM201 95V94H200ZM238 95H242V97H243V99H245V97L246 96H244L243 95V93H240V94H238ZM248 95V96H249ZM251 95L249 96V97H251ZM8 96H9V94H8ZM174 96H176L175 95V93H174ZM181 96V97H180ZM191 96H193V95H191L190 94V97ZM247 96V97H248ZM168 97V96H167ZM172 97V96H171ZM170 97V98H171ZM177 97V96H176ZM175 97V100L174 101H176L177 100V98ZM238 97H240V96H238ZM241 97V98H242ZM246 97V99H248ZM179 98H180V100H179ZM183 98V99H182ZM252 98H250V99H252ZM171 99H174V98H171ZM191 100L192 99H194V96H193V98H190ZM189 99V100H190ZM242 99V100H243ZM181 100H183V101H181ZM170 101V100H169ZM198 101V100H197ZM239 101H240V99H239ZM245 101H248V100H245ZM254 101V100H253ZM253 101H252V103H253ZM250 102V101H249ZM249 102H247V103H249ZM169 103H171V102H169ZM199 103V102H198ZM197 103V104H198ZM251 103V102H250ZM255 103V102H254ZM165 104H167V103H165ZM168 105V104H167ZM166 105V106H167ZM199 105V104H198ZM240 105V104H239ZM250 104H248V106H249ZM261 105V104H260ZM170 106V105H169ZM244 106H245V104H244ZM162 107H165V106H162ZM243 107V106H242ZM252 107V106H251ZM250 107V108H251ZM263 107V106H262ZM165 108H167V107H165ZM245 108V107H244ZM255 108H257V106L255 107ZM258 108H260V107H258ZM249 109V108H248ZM69 112L70 111V113H69V120H70V117H72L73 118V116H74V118H75V116H77V114L75 115L74 113H72V116H71V109L70 110H65V113L66 112ZM107 111V110H106ZM165 111V110H164ZM167 111V110H166ZM254 111V110H253ZM245 113L243 114V111H242V113L240 112V114H239V116H237L238 117V120H239V122L238 123H240L241 122V124L240 125H246L247 124V126L249 125V124H253V123H257L256 125H258L259 123L258 122H261L262 123V121L264 120L263 118H264V114H261L260 112H259V114H257L256 113V115L254 116L253 114H251V113H248V112H246V111H244ZM165 113H167V112H165ZM51 114V113H50ZM68 114V113H67ZM78 115H79V113H78ZM168 115V114H167ZM3 118H5V117H3ZM71 118V119H72ZM77 118L78 117H76V121H77ZM86 118V117H85ZM97 118V117H96ZM78 119H80V118H78ZM83 119H84V117H83ZM88 119V118H87ZM112 119V118H111ZM166 119V118H165ZM170 119V118H169ZM1 120H2V118H1ZM106 120V119H105ZM167 120V119H166ZM237 120V119H236ZM87 121V120H86ZM107 121V120H106ZM151 121V120H150ZM170 121V120H169ZM204 121V120H203ZM2 122H4L3 124H5V126H7V127H9V125L7 124V122H8V119H3L2 120ZM91 122V121H90ZM111 122V121H110ZM115 122V121H114ZM170 122H172V120L170 121ZM11 123V122H10ZM77 123V122H76ZM98 123H99V121H98ZM101 123V122H100ZM103 123V122H102ZM264 123V122H263ZM111 124V123H110ZM116 124V123H115ZM146 124V123H145ZM1 125H2V123H1ZM104 125V124H103ZM156 125V124H155ZM171 125V124H170ZM199 125H201V126H199ZM239 125V124H238ZM243 125V126H244ZM262 125V124H261ZM123 126V125H122ZM175 126V125H174ZM1 127V126H0ZM154 127V126H153ZM157 127H158V124H157ZM198 127H199V129H198ZM201 127V128H200ZM79 128H81V127H79ZM96 128V127H95ZM108 128H110V127H108ZM145 128V127H144ZM177 128V127H176ZM197 129V131H196V129ZM15 129V128H14ZM23 129V128H22ZM118 129V128H117ZM156 129V128H155ZM158 129V128H157ZM172 129H174V127H172ZM171 129V134L173 135V137H175L174 135H176L177 136V134L175 133V134H173V130ZM21 130V129H20ZM94 130V129H93ZM97 130V129H96ZM110 130H111V128H110ZM177 130H180V129H178L177 128ZM176 130V131H177ZM13 131V130H12ZM25 131V130H24ZM107 131V130H106ZM157 131V130H156ZM14 132V131H13ZM29 132V131H28ZM170 132V131H169ZM200 132H201V130H200ZM94 133V132H93ZM112 133V132H111ZM168 133V132H167ZM178 133V132H177ZM29 134V133H28ZM171 134H168V135H171ZM179 134V133H178ZM182 134V135H183ZM198 134V133H197ZM202 134V133H201ZM249 134V133H248ZM263 134V133H262ZM171 135V136H172ZM184 135H183V137H184ZM194 135V134H193ZM231 135V134H230ZM238 135V134H237ZM245 135V134H244ZM260 135V134H259ZM25 136V135H24ZM189 136V137H190ZM200 136H202V135H200ZM242 136V135H241ZM18 137V136H17ZM19 137H21L22 138V134H21V136H19ZM19 137H18V140H20L19 139ZM30 137V136H29ZM28 137V138H29ZM158 137V136H157ZM177 137H179V136H177ZM177 137L175 138L176 140H178L177 139ZM180 137L179 139H184V138H186V139H190L189 137L187 138V137ZM243 137V136H242ZM256 137H257V135H256ZM25 139H26V137H24ZM72 138H73V135H72ZM163 138V137H162ZM166 138H168V137H166ZM202 138V137H201ZM200 138V139H201ZM231 138V137H230ZM246 138V137H245ZM244 138V139H245ZM262 138V137H261ZM32 139V138H31ZM169 139V138H168ZM167 139V140H168ZM195 139V138H194ZM193 139V140H194ZM259 139V138H258ZM22 140H24V139H22ZM36 140H38V139H36ZM173 140V139H172ZM185 140V139H184ZM192 140V141H193ZM204 140V139H203ZM231 140V139H230ZM189 141V140H188ZM194 141H197V140H194ZM200 141H202V140H200ZM206 142H208V140L206 139L205 140ZM238 141V140H237ZM245 141H246V139H245ZM256 141V140H255ZM16 142V141H15ZM24 142V141H23ZM186 142V141H185ZM198 142V141H197ZM197 142H193L194 144H193V146H190V145H188L190 148H194V149H196L197 147H194V145H196L197 146ZM244 142V141H243ZM263 142V141H262ZM187 143V142H186ZM190 143V142H189ZM197 143V144H196ZM209 143V142H208ZM228 143V142H227ZM229 143H230V141H229ZM254 143V142H253ZM252 143V144H253ZM188 144V143H187ZM192 145V144H191ZM206 145H207V143H206ZM241 145V144H240ZM256 145H257V143H256ZM25 146V145H24ZM202 146V145H201ZM199 147V148H201V152H205V150H206V152H211V155L213 156V154L215 155V153L214 152H217L216 150L217 149H215V147L212 149L211 147H210V149H206L205 147V150H204V148L203 147ZM203 146H205V145H203ZM210 146V145H209ZM209 146L207 147V148H209ZM214 145H212V147H213ZM231 146V145H230ZM239 146V145H238ZM222 147V146H221ZM224 147V146H223ZM227 147V146H226ZM237 147V146H236ZM202 148H203V151H202ZM219 148V147H218ZM261 148V147H260ZM264 148V147H263ZM180 149V148H179ZM230 149H232V147L230 148ZM230 149H229V151H230ZM251 149V148H250ZM178 150V149H177ZM181 150H183V149H181ZM186 150H188L187 148H186ZM215 150V151H214ZM225 150V149H224ZM253 150H254V148H253ZM23 151V150H22ZM183 151H185V148H184V150ZM192 151V150H191ZM222 151V150H221ZM228 151V152H229ZM242 151V150H241ZM243 151H244V148H243ZM179 152V155H181V156H184L182 153L180 154V150H178L177 151V153ZM205 152V153H206ZM208 152V153H209ZM219 152V151H218ZM218 152L216 153V154H218ZM240 152V151H239ZM238 152V153H239ZM9 153V152H8ZM186 153V152H185ZM195 153V152H194ZM221 153V152H220ZM219 153V154H220ZM230 153V152H229ZM232 153V152H231ZM234 153V152H233ZM232 153V154H233ZM244 153V152H243ZM247 153V152H246ZM176 154V153H175ZM187 154V153H186ZM248 154H251V153H248ZM44 155V154H43ZM207 155V154H206ZM210 155V154H209ZM228 155V154H227ZM186 157H188L187 155H185ZM184 156V157H185ZM192 156V155H191ZM191 156H190V158H191ZM197 156V155H196ZM205 156V155H204ZM217 156H219V155H217ZM5 157V156H4ZM179 157V156H178ZM215 157V156H214ZM13 158V159H12ZM10 160H11V162H12V164L14 163L15 164V166H16V168H20L21 169V167H22V162L20 161V159H18L16 156H14V157H12ZM174 158V157H173ZM177 158V157H176ZM189 158V157H188ZM190 158H189V161H190ZM193 159H197V160H200L199 162H201L202 160H205V159H207V157L205 158V159H202L203 158V156H202V158H194V156L192 157ZM209 158H211V157H209ZM8 159V158H7ZM169 159V158H168ZM184 159V158H183ZM186 159V158H185ZM202 159V160H201ZM217 159V158H216ZM9 160V161H10ZM164 160V159H163ZM173 160V159H172ZM197 160H196V162H197ZM208 160V159H207ZM222 159L220 158V161H221ZM168 161H170V160H168ZM193 161H195V160H192V163H194ZM214 161H216V160H214ZM219 159H217V163L219 164ZM225 161V160H224ZM227 161V160H226ZM26 162V161H25ZM174 162V161H173ZM181 162V161H180ZM183 162V161H182ZM198 162V163H199ZM203 162V161H202ZM211 162H213V161H211ZM223 162V161H222ZM24 163V162H23ZM168 163V162H167ZM167 163L165 164V166L167 165ZM170 163H171V161H170ZM217 163H215V164H217ZM221 163V162H220ZM233 163V162H232ZM159 164V163H158ZM162 164H163V162H162ZM162 164L160 165V166H162ZM174 164V163H173ZM185 164V163H184ZM200 164V163H199ZM212 164V163H211ZM153 165V164H152ZM155 165V164H154ZM168 165H172V164H168ZM167 165V166H168ZM180 165V164H179ZM183 165V164H182ZM196 165V164H195ZM202 165V164H201ZM207 165V164H206ZM209 165V164H208ZM207 165V166H208ZM220 165H222V164H220ZM223 165H225V164H223ZM14 166V165H13ZM12 166V167H13ZM43 166V165H42ZM156 167H157V164L155 165ZM159 166V167H160ZM174 166H176V165H174ZM186 166H187V164H186ZM196 166H198V164L196 165ZM196 166H192L191 165V167H190V169H191V171H192V174L191 175H195V174H200L201 173V171H202V169H199V168H201V166L199 167H196ZM210 166V165H209ZM212 166V165H211ZM46 167V166H45ZM172 167V166H171ZM185 167V166H184ZM216 167H219V166H216ZM222 167V166H221ZM15 168V169H16ZM26 168H27V166H26ZM151 167H149L148 169H150ZM153 168H154V166H153ZM160 168H162V167H160ZM188 167H186V169H187ZM212 168V167H211ZM215 168V167H214ZM230 168H232V167H230ZM19 169V170H20ZM165 169V168H164ZM163 169V170H164ZM168 168H166V174H168L170 171V169L169 170H167ZM173 169V168H172ZM185 169V170H186ZM189 169V168H188ZM213 169V168H212ZM13 170V169H12ZM22 170V169H21ZM151 170V169H150ZM158 170V169H157ZM161 169H159L158 171H160ZM153 171V170H152ZM154 171H155V169H154ZM153 171V172H154ZM168 171V172H167ZM214 171H215V169H214ZM219 171V170H218ZM217 171V172H218ZM264 171V170H263ZM43 172H44V170H43ZM51 172V171H50ZM53 172V171H52ZM149 172V171H148ZM174 172H176V170L174 171ZM209 172V171H208ZM216 172V171H215ZM54 173V172H53ZM163 173V172H162ZM188 173V172H187ZM210 173H212V172H210ZM221 173H223V172H221ZM232 173V172H231ZM2 174V173H1ZM153 174H155V173H153ZM157 174H158V172H157ZM171 174V173H170ZM170 174L169 175H167V177L168 176H170ZM172 174H174V173H172ZM171 174V175H172ZM203 174V173H202ZM202 174H200L201 176L199 177V175H196V176H191V177H194L193 179H199V180H196V181H199L198 183H202V182H204V181H202L203 180V178L204 177H202V176H205V175H207V174H205V175H202ZM230 174V173H229ZM262 174H263V172H262ZM10 175V174H9ZM53 175V174H52ZM160 175H161V173H160ZM160 175H159V178L158 179H160ZM214 175V174H213ZM212 174H211V176H213ZM224 175V174H223ZM12 176V175H11ZM40 176V175H39ZM153 176V175H152ZM175 176H176V174H175ZM262 176V175H261ZM172 177V176H171ZM190 177V176H189ZM188 177V178H189ZM198 177V178H197ZM202 177V178H201ZM206 178L205 179H207V177H210V175L209 176H205ZM152 178V177H151ZM201 178V179H200ZM212 178V177H211ZM228 178V177H227ZM46 179V178H45ZM155 179H156V177H155ZM190 179V178H189ZM192 179V178H191ZM152 180H153V178H152ZM164 180V179H163ZM201 180V181H200ZM19 181V180H18ZM177 181V180H176ZM194 181L195 180H193V181H191V182H193L194 183ZM208 182H209V180H207ZM226 181V180H225ZM135 182H137V181H135ZM154 182V181H153ZM152 182V183H153ZM168 183L169 181H165V183ZM171 182V181H170ZM173 182V181H172ZM144 183V182H143ZM151 183V182H150ZM154 183H156V182H154ZM153 183V184H154ZM197 183V184H198ZM205 184H206V182H204ZM203 183V184H204ZM253 183V182H252ZM256 183V182H255ZM20 184V183H19ZM129 184V183H128ZM139 184V183H138ZM156 184H158V182L156 183ZM159 184H161V183H159ZM171 184V183H170ZM195 184V183H194ZM4 185V184H3ZM98 185V184H97ZM164 185V184H163ZM193 185V184H192ZM196 185V184H195ZM202 185V184H201ZM218 185V184H217ZM246 185V184H245ZM252 186H253V184H251ZM250 185V186H251ZM2 186V185H1ZM78 186V185H77ZM77 186H75V187H77ZM114 186H115V183H114ZM113 186V187H114ZM117 186V185H116ZM141 186V185H140ZM149 186H151V185H149ZM198 186H200L199 184H198ZM227 186V185H226ZM124 187H126L125 185H124ZM137 187V186H136ZM143 187V186H142ZM141 187V188H142ZM162 187V186H161ZM164 187V186H163ZM167 187H168V185H167ZM189 187V186H188ZM209 187V186H208ZM214 187V186H213ZM218 187V186H217ZM223 187H224V183H223ZM240 187H242V186H240ZM10 188V187H9ZM78 188V187H77ZM117 188H118V186H117ZM132 188V187H131ZM134 188H135V186H134ZM151 188V187H150ZM157 188V187H156ZM158 188H159V186H158ZM122 188H120V190H121ZM124 189V188H123ZM127 189V191H129L128 190V187L126 188ZM147 189V188H146ZM153 189V188H152ZM161 189V188H160ZM191 189V188H190ZM198 189V188H197ZM26 190V189H25ZM119 190V191H120ZM149 190V189H148ZM163 190V189H162ZM165 190V189H164ZM196 188L194 189V190H189L187 193L186 192H184V194H186V195H184L183 194V197H184V199L183 198H179V196H178V201H180L181 200V202L180 203H182V204H179V208L177 209V210H179L180 211V214H179V212H177V214H179V215H176V214H169L170 212H168L169 211V209H168V199L166 200L167 201V203L166 202H164L165 204H168V205H165L164 203H163V201H165V200H161L160 201V198L158 199V201H154V200H151L150 202H149V204H150V206H152L151 205V202L153 201V206H154V208H155V210H154V208L153 209H151V210H153V211H150L148 208H146V207H148L149 205H147V203H148V201L146 200V203H144V202H138V201H134V199L136 198V199H138V196L136 195L135 197H133V195H132V193L130 192H125L124 190H122V192L119 194V197H115L117 200L116 201H114L115 202V206L112 208V210H111V218H112V224H113V226H111L110 228H109V230L107 231V236H106V234H105V239H102L101 238V240H100V243H97V244H93V243H91L90 245H89V250H87V251H84L83 249H82V247H80V248H77L76 250H73L72 248H69V247H67L70 243H71V238L74 236V230L73 229H75V221L74 220H71V218H70V221H72L71 223H68V224H65V225H62L61 224V222L59 223V217H57V215H52V214H56L55 213V208L54 207H51V204H50V206L48 205L47 206V208H44V210H43V208L41 209V210H43V211H40V212H42V219H43V221H42V223L40 224H38V223H36L37 221L36 220H31V221H33L35 224H32L31 226H29V225H27V223L25 224L26 226L25 227H22V228H20L19 227V223H18V227H19V229L21 230V232H20V234H19V231L16 229V230H14V228H16L15 226H14V228H12L13 229V231L11 230V229H9V231H12V233H10V234H14L13 232H15V231H18V234H17V237H19L18 238V240H17V238H15L16 236L15 235H13L14 236V239H16V241L13 239H11L12 241H14V243H13V245L11 246V243H10V246L8 245V247L6 248L5 247V249H2V247L4 248V246L2 245V244H0L2 247H0V264H254V262H253V259H251L250 260V258L251 257H249L248 255H247V253H245V251L244 250H242L241 248H240V246H239V248L237 247V245L236 246H234V247H236V248H234L233 246V249L232 248H230V246H228V244L226 245L225 244V240H226V237H228L227 236V230H226V227H228L227 226V224H231L232 225V223L234 222V223H237L238 224V222L239 223H241V224H244L245 222H249V223H252L253 224V222L255 223V224H260V223H262L261 222V220H262V218H260V217H258V216H255V215H253V216H251V215H247L246 217H244V218H242L241 217V219H239V218H232V217H230V216H228L229 218H227V217H225L224 216V214H223V211H222V206L220 205L221 203H222V200H218V202H217V205H216V202H215V198L214 199H210L209 198V196H211V194H213V193H221V194H227L226 192H225V189L224 188H221L219 191H217V192H213V191H211L210 189H199V190H196ZM218 190V189H217ZM75 191V190H74ZM117 191V190H116ZM131 191H133V190H131ZM146 191V190H145ZM166 191V190H165ZM185 191V190H184ZM137 192H139V191H137ZM4 194V193H3ZM117 194V193H116ZM142 194V193H141ZM5 198H6V196H7V192H5ZM3 195V196H4ZM143 195H145L144 193H143ZM240 195V194H239ZM239 195L237 196V195H235V196H237V197H239ZM1 196V195H0ZM130 196H132L133 197V199L130 197ZM201 196H204V198H202ZM215 196H216V194H215ZM235 196H233V195H231V197H235ZM146 197V196H145ZM145 197H143L142 196V199L143 198H145ZM152 197V196H151ZM154 197V196H153ZM4 198V197H3ZM4 198V199H5ZM10 198V197H9ZM115 198L113 199V200H115ZM147 198V197H146ZM169 198V197H168ZM174 198V197H173ZM212 198V197H211ZM216 198H218L217 196H216ZM220 198V197H219ZM227 198V197H226ZM233 198H231V199H233ZM241 198V197H240ZM243 198V197H242ZM2 199V198H1ZM4 199H2V200H4ZM7 199V198H6ZM139 199H141V196H140V198ZM155 199V198H154ZM180 199V200H179ZM228 199V198H227ZM237 199V198H236ZM235 199V200H236ZM112 200V201H113ZM209 200V201H208ZM211 200V201H210ZM223 200H225V199H223ZM234 200V199H233ZM140 201V200H139ZM174 201H176V199H174ZM227 201V200H226ZM5 202L6 201H3V203H2V205L3 204H5ZM170 202V201H169ZM224 202V201H223ZM51 203H52V201H51ZM143 203L145 204V205H143ZM154 203H156V205L154 204ZM179 203V202H178ZM218 203H220V204H218ZM230 203H232L234 206H236V208H237V205L236 204H238V203H236V202H230L229 201V204ZM7 204V203H6ZM9 204V203H8ZM7 204V205H8ZM53 204H54V202H53ZM53 204H52V206H53ZM74 204V203H73ZM171 204H172V202H171ZM224 205V204H223ZM9 206V205H8ZM73 206V205H72ZM149 206V207H150ZM168 206V207H167ZM172 206H173V204H172ZM230 206H231V210H232V205L230 204ZM0 208H2L3 209V206H1L0 205ZM6 208H7V206H6ZM70 208V207H69ZM172 208V207H171ZM228 208V207H227ZM53 209H54V211H53ZM73 209V208H72ZM146 209H147V211H146ZM166 209L168 210L167 212H166ZM175 209V208H174ZM230 209V208H229ZM228 209V210H229ZM238 209V208H237ZM225 210V209H224ZM71 211H73V210H71ZM233 211V210H232ZM232 211H230V212H232ZM236 211V210H235ZM235 211L233 212V213H231V215L232 214H235ZM34 212H36V211H34ZM33 212V213H34ZM154 212V213H153ZM238 212H240V211H238ZM6 213V212H5ZM67 213V212H66ZM70 213V216L72 215V213L71 212H69ZM176 213V212H175ZM227 213H229V212H227ZM258 213V212H257ZM36 214V213H35ZM38 215H39V213H38ZM54 216L53 218H55V220L54 219H51L52 218V216ZM240 215L241 216H244L243 214H241L240 213ZM262 215V214H261ZM12 216V215H11ZM14 216V215H13ZM31 216V215H30ZM68 216H69V214H68ZM73 216V215H72ZM71 216V217H72ZM235 216V215H234ZM233 216V217H234ZM23 217H24V215H23ZM51 217V218H50ZM240 217V216H239ZM6 218V217H5ZM19 218V217H18ZM22 218V217H21ZM20 218V219H21ZM27 218V217H26ZM31 218H32V216H31ZM34 218V217H33ZM58 218V219H57ZM56 219H57V222H55L56 221ZM74 219V218H73ZM11 220V219H10ZM22 220V219H21ZM20 220V221H21ZM38 220V219H37ZM59 220V221H58ZM12 221V220H11ZM17 220H15V222H16ZM22 221H24L25 222V220L23 219ZM29 221V220H28ZM52 221V222H51ZM12 222H14V220L12 221ZM17 222H19V220L17 221ZM23 222V223H24ZM39 222V221H38ZM53 222H55V223H53ZM171 222V223H170ZM232 222V223H231ZM20 223H22V222H20ZM30 223V222H29ZM8 225V224H7ZM15 225H17V223L15 224ZM24 225V224H23ZM23 225H21L20 224V226H23ZM247 225H249V224H247ZM10 227V226H9ZM182 227H183V230H181L182 229ZM219 227V228H218ZM31 228V229H30ZM73 228V229H72ZM229 229V228H228ZM232 229V228H231ZM27 230V232H25ZM29 230V231H28ZM243 230V229H242ZM0 231H2V230H0ZM32 231V232H31ZM8 232V231H7ZM54 232H56V233H58V235H56L55 237H57L58 238V242H56V243H54V244H52L50 241H52L51 239H54L53 238V233ZM232 232H234V231H232ZM251 232V231H250ZM2 233V232H1ZM9 233V232H8ZM17 232H15V234H16ZM253 233V232H252ZM6 234V233H5ZM238 234V233H237ZM237 234H235V235H237ZM244 234V233H243ZM246 234V233H245ZM253 234H255V233H253ZM19 235V236H18ZM226 235V236H225ZM234 235V236H235ZM239 235H241V234H239ZM2 236H4L3 235V233H2ZM1 236V237H2ZM9 235H7V237H8ZM245 236V235H244ZM249 235H247V237H248ZM6 237V238H7ZM10 237H12V235L10 236ZM9 237V238H10ZM217 237V238H216ZM221 237H225V240H224V242L223 241H221V242H219V241H217V240H219V239H221ZM241 237V236H240ZM243 237V236H242ZM4 238V237H3ZM104 238V237H103ZM222 238V239H223ZM238 238V237H237ZM244 238V237H243ZM255 238H256V236H255ZM5 239V238H4ZM254 239V238H253ZM236 240V239H235ZM54 241V240H53ZM115 241L116 242H118L119 244H120V246L124 249V251H117V252H109V248L110 247H112V244H114L115 243ZM242 241V240H241ZM257 241L259 242V240L257 239ZM230 242V241H229ZM235 242V241H234ZM244 242V241H243ZM243 242H242V244H243ZM57 243H59V244H57ZM236 244V243H235ZM6 245V244H5ZM234 245V244H233ZM249 245H250V247L252 248L253 247V250L255 249V250H257L258 251V245L256 244V241L255 240H253V241H250L249 242ZM261 245V244H260ZM264 245V244H263ZM245 246H247V245H245ZM250 247H248V248H250ZM245 249V248H244ZM262 249V248H261ZM232 250V251H231ZM252 250V249H251ZM5 254H4V253ZM248 252V251H247ZM255 252V251H254ZM8 253V254H7ZM233 255V257H232V255ZM227 255H229V257L227 256ZM253 255H255V254H253ZM228 257V260L229 261H225V259ZM230 257H231V259H230ZM222 259H224L223 261H222ZM253 262V263H252Z\"/></svg>","mask_w":264,"mask_h":264}]
</instances>
